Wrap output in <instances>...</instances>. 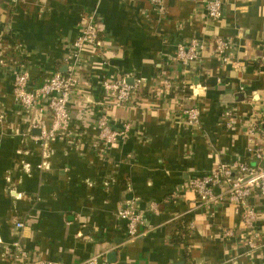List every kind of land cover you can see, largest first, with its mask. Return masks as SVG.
I'll list each match as a JSON object with an SVG mask.
<instances>
[{
  "label": "crops",
  "instance_id": "crops-1",
  "mask_svg": "<svg viewBox=\"0 0 264 264\" xmlns=\"http://www.w3.org/2000/svg\"><path fill=\"white\" fill-rule=\"evenodd\" d=\"M221 2L222 18L213 21L202 0H163V12L150 0H0V264H11L7 249L17 240L34 259L63 264L107 263L111 253L113 264H264L260 197L248 199L259 209L262 236L249 251L235 205H206L186 187L219 164L264 167L251 153L264 150V0ZM91 13L102 49L82 50L69 133L50 142L43 158L35 126L48 123L49 112L14 101V74L25 65L36 88L64 73ZM216 37L229 43L226 61L210 46L199 61H175L178 43ZM121 78L140 80L132 104L99 105L102 81ZM193 106L199 122L190 126L182 110ZM102 112L113 129L130 127L109 147L97 138ZM127 204L146 212L135 239L117 217ZM16 222L24 228L14 230ZM182 226L184 243H174Z\"/></svg>",
  "mask_w": 264,
  "mask_h": 264
},
{
  "label": "built area",
  "instance_id": "built-area-1",
  "mask_svg": "<svg viewBox=\"0 0 264 264\" xmlns=\"http://www.w3.org/2000/svg\"><path fill=\"white\" fill-rule=\"evenodd\" d=\"M152 6L159 12H163V0H150ZM207 17L217 21L222 18L223 7L221 0H202ZM96 15L91 13L82 17V30L79 36L72 42L70 55L65 59V71L55 72L46 79L40 86L31 87L30 76L25 65L14 74L12 94L14 101L25 111L37 110L43 114L41 105L49 112L50 120H40L35 127L39 130V146L43 158L47 157V146L54 141L58 135L69 133L71 122V103L79 79V65L84 61L82 50L89 46L94 52L102 49V42L99 38ZM212 47L215 55L222 57L229 49V43L222 38H214L211 42H204L196 38L187 42H180L176 46L174 59L180 64L199 61L202 53L207 47ZM140 80L129 85L124 78L106 79L102 81L101 87L104 93V101L99 105L122 107L131 105L135 97V91ZM163 87L170 89L172 83L165 78L162 80ZM183 120L187 125L194 126L199 122V111L193 106L182 110ZM99 129L98 140L106 147H109L119 140H124L130 127L124 125L121 130H115L110 126V120L106 113L102 112L97 120ZM94 145V144H93ZM97 145V144H96ZM97 147V146H95ZM255 160L261 161L264 158L263 149L251 151ZM43 165V164H42ZM40 165V167L42 166ZM187 188L191 189L197 198L204 204L218 207L223 201L235 205L241 216L242 225L246 230V236L242 239L247 244L249 251L259 247L262 236L256 224L259 216V209L248 205V199L257 195L264 206V167L250 166L243 161H234L226 164H219L215 169L205 176L189 180ZM221 187L225 190L215 193V189ZM148 210L157 213V205L151 203ZM145 210L138 209L133 204H127L121 208L117 217L126 224V235L129 239H135L143 235L142 227L145 224ZM213 214V213H212ZM24 228L23 222H16L14 230L20 231ZM231 236V232H226ZM0 244H3L0 238ZM7 255L11 264H63L59 261L34 259L30 253L25 251L20 242L15 241L7 249ZM81 264H109L91 257Z\"/></svg>",
  "mask_w": 264,
  "mask_h": 264
},
{
  "label": "trees",
  "instance_id": "trees-1",
  "mask_svg": "<svg viewBox=\"0 0 264 264\" xmlns=\"http://www.w3.org/2000/svg\"><path fill=\"white\" fill-rule=\"evenodd\" d=\"M185 223H187V220H184ZM187 228L186 227H179L178 228V233L176 234V236H174V243H184V240H182L181 237H183V235H185L187 233Z\"/></svg>",
  "mask_w": 264,
  "mask_h": 264
},
{
  "label": "water",
  "instance_id": "water-1",
  "mask_svg": "<svg viewBox=\"0 0 264 264\" xmlns=\"http://www.w3.org/2000/svg\"><path fill=\"white\" fill-rule=\"evenodd\" d=\"M114 257L115 256H114L113 253L109 254L108 257H107V263H109V264L115 263V258Z\"/></svg>",
  "mask_w": 264,
  "mask_h": 264
}]
</instances>
